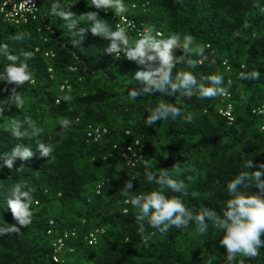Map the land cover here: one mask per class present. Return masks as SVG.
Here are the masks:
<instances>
[{"label": "trees", "instance_id": "obj_1", "mask_svg": "<svg viewBox=\"0 0 264 264\" xmlns=\"http://www.w3.org/2000/svg\"><path fill=\"white\" fill-rule=\"evenodd\" d=\"M54 2L39 0L38 14L26 24L14 25L0 12V42L21 58L22 52L34 54L27 61L34 81L17 89L23 106L6 104L0 114V155L21 145L33 151L28 161L17 158L11 171H0V227L16 224L6 203L16 183L32 190L33 217L19 234L0 237V264H225L226 251L218 243L222 233L210 221L203 235L194 222L166 234L147 225L141 232L137 211L125 203L128 197L121 190L127 181L133 184L129 196L156 190L158 185L146 181L147 164L157 176L168 171L188 184L187 196L166 190L167 196H180L194 212L207 207L222 214L230 199L226 184L242 170L252 173L264 164V121L252 115L254 108L264 107V15L259 12L264 0H124L123 15L140 31L159 32L158 38L191 35L193 46L210 45L207 59L191 57L199 60L195 68L182 61L174 74L191 71L199 78L219 73L226 85L231 82L227 99L156 92L136 100L128 91L137 87L132 78L144 69L124 55L116 59L108 54L109 42L90 32L73 43L78 38L50 14ZM60 2L80 27L87 26L80 15L98 12L103 23L116 29L111 9L89 7L87 0ZM23 32L31 38L11 39ZM127 34L130 43L139 38L137 30ZM253 69L262 73L258 81L238 78L239 72ZM12 87L0 84V101L7 103ZM64 95L72 99L65 102ZM165 101L190 115L191 122L179 117L148 127L147 110ZM228 105L232 123L220 114ZM62 118L72 122L66 131L59 124ZM17 120L43 132L36 141L31 136L17 139L10 131ZM36 142L53 145L50 157L40 156ZM135 142L141 145L139 158L129 166L120 150ZM249 161L252 166L245 169ZM176 163L183 170L179 174L172 169ZM244 191L264 195L255 184ZM93 238L95 244L89 245ZM243 259L244 264H264V249L258 257Z\"/></svg>", "mask_w": 264, "mask_h": 264}, {"label": "clouds", "instance_id": "obj_2", "mask_svg": "<svg viewBox=\"0 0 264 264\" xmlns=\"http://www.w3.org/2000/svg\"><path fill=\"white\" fill-rule=\"evenodd\" d=\"M87 4L98 10L111 9L121 19L127 12L124 0H87ZM49 11L51 15L62 19L72 36L78 38L73 39V43L83 41L90 32L109 42L106 48L108 54L116 59L124 55L128 61H133L139 68L144 69L137 71L132 78L137 87L129 90L128 95L133 100L144 96L152 97L156 92L170 96H175L179 92L181 96L188 99L193 96L198 99H211L230 94L228 88L231 82L226 85L222 74L216 73L199 78L191 71H177L174 74L173 70L182 61L186 62L189 68H195L199 60L191 57L207 59L206 48L210 45L197 44L193 46L194 37L191 35H184L181 38L179 34H172L167 38H158L161 37L159 32L153 35L151 29H146L139 35V38L135 39L134 43H130V37L124 27L118 25L113 30L98 18V12L80 15V20H83L87 25L80 27L78 26L79 21L74 19L75 15L72 14L70 8L65 9L60 0L52 3L49 6ZM259 12L264 15V6L259 7ZM30 38L31 33L23 32L17 33L11 39L25 41ZM177 50L181 51L183 55L178 56ZM33 55L30 51L22 52L23 58H21V54H16L7 43L0 42V60L3 61V67L0 68V84L14 85L11 89V96L6 99L7 103L4 102L5 100L0 101V114L6 104L15 105L18 108L23 106L22 95L17 92V89L34 81L33 73L27 62ZM211 63L214 65L215 60L213 59ZM261 75L259 70L253 69L252 71L239 72L238 78L258 81ZM62 99L68 102L72 97L64 95ZM147 111L148 116L144 122L148 127H152L157 121L162 120L185 117L188 122H191L192 119L190 115L185 116L180 107L166 101L154 108L149 107ZM59 124L61 130L66 131L71 127L72 122L68 118H62ZM10 131L17 139L31 136L36 141L43 129L31 122H28V127H25L24 122L17 120L12 124ZM36 144L41 157L48 158L54 151L53 145L43 142H36ZM32 156L33 151L30 147L17 146L11 152L0 155V171L5 167L11 171L17 158L28 161ZM251 166V161L244 165L245 169ZM145 167L146 181L158 185L156 190L129 196L133 188L131 181H127L121 190L122 194L128 197L125 203H130L132 208L137 211L135 219L141 232L146 231L147 225L158 230L161 234H166L170 228L187 229L194 222L197 232L203 235L209 231L208 222L210 221L212 227L222 233V238L218 243L219 247L226 251L225 264H244L243 258H255L260 255L261 249H264V240L261 239L264 234V195L246 194L244 189L255 184L260 193L264 194V178H262L264 177V164H260L259 170L252 173L242 170L239 175L226 184V191L230 199L227 200L222 214L207 207L201 208L198 212L187 208L180 198V196L188 195V184L184 180L173 178L168 171H162L157 176L154 172L147 170V164ZM21 169H17V171ZM172 169L177 174L183 171L181 163H176ZM188 179L192 180V177ZM25 189L26 185L21 183H16L11 189L6 203L16 224L11 226L6 224V227H0V237L19 234L21 228L32 223L33 193L31 189ZM166 190L180 194V196L169 197L165 194ZM127 211L128 209H125V212ZM147 239L148 237H145V240ZM88 244H95L94 238ZM61 249L62 244L59 243L56 246V251L59 252ZM56 259L57 257L54 258V261H57Z\"/></svg>", "mask_w": 264, "mask_h": 264}, {"label": "built area", "instance_id": "obj_3", "mask_svg": "<svg viewBox=\"0 0 264 264\" xmlns=\"http://www.w3.org/2000/svg\"><path fill=\"white\" fill-rule=\"evenodd\" d=\"M38 1L39 0H5L0 11L8 22L16 25L26 24L30 19H34L37 15ZM123 17V19L117 16L113 18V20H116V27L118 25L124 27L127 32L137 30L138 36L145 31H140L137 29L134 21L128 19L126 16ZM222 98L227 99L229 98V95L223 96ZM220 114L226 118L229 123L233 122L230 105H228L226 109H221ZM252 115L259 117L264 121V107L254 108L252 110ZM260 130L264 131V122ZM140 148V143L135 142L133 146H126L120 150V155L126 160L129 166H134L139 158L138 152L140 151Z\"/></svg>", "mask_w": 264, "mask_h": 264}]
</instances>
